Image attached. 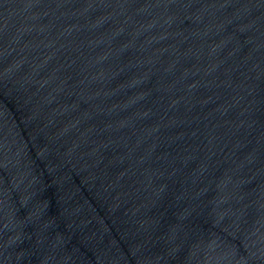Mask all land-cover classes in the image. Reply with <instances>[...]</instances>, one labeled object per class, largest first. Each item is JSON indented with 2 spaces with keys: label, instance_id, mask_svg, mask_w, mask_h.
Wrapping results in <instances>:
<instances>
[{
  "label": "water",
  "instance_id": "water-1",
  "mask_svg": "<svg viewBox=\"0 0 264 264\" xmlns=\"http://www.w3.org/2000/svg\"><path fill=\"white\" fill-rule=\"evenodd\" d=\"M0 264H264V0H0Z\"/></svg>",
  "mask_w": 264,
  "mask_h": 264
}]
</instances>
